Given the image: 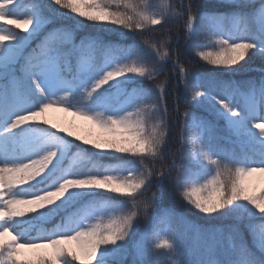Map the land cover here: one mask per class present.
<instances>
[{"label":"snow or ice","instance_id":"1","mask_svg":"<svg viewBox=\"0 0 264 264\" xmlns=\"http://www.w3.org/2000/svg\"><path fill=\"white\" fill-rule=\"evenodd\" d=\"M220 3L0 0V264H264V0Z\"/></svg>","mask_w":264,"mask_h":264},{"label":"trees","instance_id":"2","mask_svg":"<svg viewBox=\"0 0 264 264\" xmlns=\"http://www.w3.org/2000/svg\"><path fill=\"white\" fill-rule=\"evenodd\" d=\"M32 2V0H23V3L25 5L30 4ZM43 3L47 4L49 2V0H42ZM173 3L175 4H179L180 0H172ZM185 2H187V0H185ZM201 3L208 9L210 10H219V11H224L225 8H223L221 6L220 0H201ZM25 9L21 8V12H23ZM0 27H9L12 28V30H15V28L12 25H3L0 24ZM99 27V26H97ZM89 31H93V29H89ZM83 32H78L76 34V41L79 42V38L81 35H83ZM175 31H173L171 33V35H175ZM39 39V38H38ZM111 39L113 40V42H119L117 40L116 37H111ZM38 42V40L32 41L31 43V47H35V44ZM139 41H127V43L131 44V43H136ZM206 50H211V47L209 46L208 49ZM177 53L180 57V61L182 64L185 65V67H187L189 69V74L193 75L196 73H202V74H209L212 72H219V71H223L222 69H216L214 66L212 65H208L206 62L201 61L200 58L198 56L195 55L194 52H186L183 48V44L181 43V47L179 49H177ZM98 56L100 55V53L97 54ZM175 58V56H174ZM259 61L257 60L255 63H251L245 66V68H243L239 74L235 75L234 79L236 80H244V79H248V78H252V77H258L259 76V72L257 71H253L251 69L256 68L259 66ZM237 67L239 68L240 66L237 65ZM225 79H228V76L224 77ZM168 80V96L165 97L166 103L170 109V111L178 106L179 107V111L180 113H183L186 110V106L183 102V92H184V84L181 83L178 79V74L177 73H168L167 75H161L158 78V81H165ZM179 84V95L181 98L174 100V96L177 94L174 89H173V85ZM189 111H191L192 109H188ZM53 120V119H52ZM54 122H57L55 120H53ZM58 123V122H57ZM170 125H171V138H170V142H169V147L172 151H177L179 149V133L181 130V126L180 124L177 122V117L176 114L173 113L170 116ZM221 127H223V122H221ZM226 133L221 132V135H225ZM174 144V146H173ZM227 147V145H225ZM103 163H115V161L113 160H107L105 159L104 161H102ZM157 195V193H155ZM102 195L104 197H108L111 194L109 193H102ZM148 196H152V193H147ZM158 196V195H157ZM164 207L167 208H171L173 209L175 212L183 215L184 217H186L188 220L198 223V224H206L207 223V218H201V214L197 213V211L193 208H191L190 205H188L185 201H183L181 199V197L176 194V193H171V194H166L163 202H162ZM161 206V201L157 200V202L154 204V208H158ZM144 223H146V221L141 220L140 221V228H143ZM33 235H35V233H33ZM244 236L247 240V242L249 243V245H251L252 243V238L251 235L249 234V232L247 230L244 231Z\"/></svg>","mask_w":264,"mask_h":264},{"label":"rangeland","instance_id":"3","mask_svg":"<svg viewBox=\"0 0 264 264\" xmlns=\"http://www.w3.org/2000/svg\"><path fill=\"white\" fill-rule=\"evenodd\" d=\"M48 117L50 119H53V120L57 121L58 123L65 122V121H70V120L75 119L74 117L67 116L64 113L57 112V111H50L48 113ZM77 123H81V122L77 121ZM173 146H174V144H173ZM150 193H152V194L153 193H157V195L159 196V191L155 187L152 189V191Z\"/></svg>","mask_w":264,"mask_h":264}]
</instances>
